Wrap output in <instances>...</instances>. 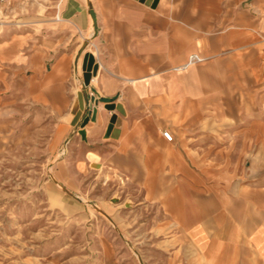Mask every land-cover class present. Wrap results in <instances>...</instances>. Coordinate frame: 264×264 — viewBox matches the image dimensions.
Returning <instances> with one entry per match:
<instances>
[{
	"label": "crops",
	"instance_id": "0c3cea01",
	"mask_svg": "<svg viewBox=\"0 0 264 264\" xmlns=\"http://www.w3.org/2000/svg\"><path fill=\"white\" fill-rule=\"evenodd\" d=\"M92 1L95 19L82 0L65 7L82 36L97 26L87 144L132 183L149 170L204 264H264V94L253 95L252 57L238 54L264 0H234L226 17L222 0H192V18L191 0ZM195 49L204 62L189 65ZM73 52L57 65L60 85L78 68ZM118 102L125 114L107 108ZM114 117L121 125L108 133Z\"/></svg>",
	"mask_w": 264,
	"mask_h": 264
},
{
	"label": "rangeland",
	"instance_id": "374dc122",
	"mask_svg": "<svg viewBox=\"0 0 264 264\" xmlns=\"http://www.w3.org/2000/svg\"><path fill=\"white\" fill-rule=\"evenodd\" d=\"M66 1L0 0V264H204L149 170L132 183L87 144L93 104L83 65L97 26L82 36ZM82 1L95 19L93 1ZM233 2L222 0L223 17ZM250 42L238 54L252 57L261 96L263 19ZM72 49L78 68L61 89L56 68Z\"/></svg>",
	"mask_w": 264,
	"mask_h": 264
},
{
	"label": "water",
	"instance_id": "95a60500",
	"mask_svg": "<svg viewBox=\"0 0 264 264\" xmlns=\"http://www.w3.org/2000/svg\"><path fill=\"white\" fill-rule=\"evenodd\" d=\"M141 1H146V0H141ZM158 0H147V3H152L153 6H155L157 4ZM94 56L93 55H89L87 59H85L84 61V82L86 85H88L90 83V80L92 78L93 73L96 72L97 70V65L95 64L94 61ZM108 109H118L121 113L125 114V109L124 106L121 102L115 103V104H109L107 105ZM88 121V118L85 119L84 124H86ZM121 125V118L120 117H114L111 124L108 127V133H110L114 127H119ZM117 130V129H116Z\"/></svg>",
	"mask_w": 264,
	"mask_h": 264
},
{
	"label": "built area",
	"instance_id": "2783aa9c",
	"mask_svg": "<svg viewBox=\"0 0 264 264\" xmlns=\"http://www.w3.org/2000/svg\"><path fill=\"white\" fill-rule=\"evenodd\" d=\"M204 58L201 57L200 55L198 54H193L190 59H189V65L190 64H193L195 62H200V61H203ZM163 135L166 137V139H168L169 141H172L173 140V134L169 131V130H165L163 131Z\"/></svg>",
	"mask_w": 264,
	"mask_h": 264
}]
</instances>
